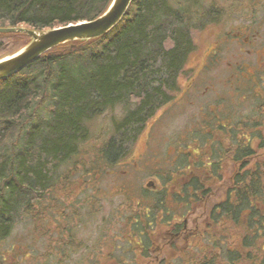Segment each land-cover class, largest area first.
I'll use <instances>...</instances> for the list:
<instances>
[{
  "label": "trees",
  "instance_id": "trees-1",
  "mask_svg": "<svg viewBox=\"0 0 264 264\" xmlns=\"http://www.w3.org/2000/svg\"><path fill=\"white\" fill-rule=\"evenodd\" d=\"M196 1L135 0L122 22L106 36L56 47L0 81V243L12 235L20 211L35 218V202L54 192L63 176L59 174L62 167H82L87 175L96 172V177L99 169L116 167L150 118L173 100L178 77L197 49L192 30L200 27L202 20H197L200 3ZM111 2L0 0V27L53 29L95 19ZM12 39L24 41V45L30 41L24 34L0 33V59L8 53ZM117 105L125 106L126 113L115 124L108 142L98 147L88 169L82 161L87 156L82 154L83 146L89 140L86 123ZM262 123L242 120L218 128L216 135L226 140L225 144L220 141L221 146L218 139L206 140L205 146L211 150L208 159L226 158L238 170L225 198L209 214L204 240L212 245H203L199 258L189 264H264ZM239 128L244 129L243 135L238 134ZM190 140L198 142L194 137ZM182 143L188 148L186 141ZM190 152L193 158L187 156ZM181 155L175 172L189 175V180L180 193L187 204L194 197L199 203L210 191L208 182L200 179L208 154L201 148ZM219 166L214 164L211 171L218 178ZM181 167L190 172L183 173ZM158 176L165 181L163 174ZM159 200L166 203L163 195ZM156 213L149 209L142 214L144 218L137 216L132 226L139 237L153 227ZM175 226L178 230L184 227ZM224 238L227 247L222 246ZM150 247V243L145 245L141 254L149 258ZM203 247L208 250L204 255Z\"/></svg>",
  "mask_w": 264,
  "mask_h": 264
},
{
  "label": "rangeland",
  "instance_id": "rangeland-1",
  "mask_svg": "<svg viewBox=\"0 0 264 264\" xmlns=\"http://www.w3.org/2000/svg\"><path fill=\"white\" fill-rule=\"evenodd\" d=\"M196 2L200 3L197 20H202L200 27L192 30L197 49L180 77L174 100L156 111V117L134 145L127 146L131 150L116 167L99 169L97 177L96 172L87 175L82 167H62L59 174L63 176L54 192L35 202V218L20 211L12 235L0 243V264H189L199 258L201 246L212 245L203 236L209 214L225 198L238 167L226 158L208 159L211 150L205 142L215 138L220 146V141L225 144L216 130L242 120L256 124L263 120L264 127V56L259 54H264V0ZM239 32L243 38L250 36L254 44L237 40ZM11 42L3 58L25 46L18 39ZM240 66L246 68L245 76L236 73ZM125 113V106L117 105L86 123L89 140L83 146L82 154L87 156L82 161L88 169L98 147L108 142ZM237 132L243 135L244 129ZM191 137L198 142L189 141ZM181 141H186L188 148ZM201 148L208 156L200 179L208 182L210 191L199 203L194 197L187 204L180 190L189 175H176L175 171L181 153ZM260 153L264 154V149ZM190 154L187 156L193 158ZM218 163L220 178L211 172ZM179 170L190 172L183 167ZM162 195L164 204L159 200ZM149 209L157 211L155 222L139 237L133 222L137 216L144 218L142 214ZM185 223L196 235L188 242H177L178 248H169L168 243L174 241L172 227ZM148 243L152 254L162 256L159 261L141 254ZM227 244L224 238L222 246ZM160 246L165 247L164 252L159 251ZM205 252L208 250L203 247V255Z\"/></svg>",
  "mask_w": 264,
  "mask_h": 264
},
{
  "label": "water",
  "instance_id": "water-1",
  "mask_svg": "<svg viewBox=\"0 0 264 264\" xmlns=\"http://www.w3.org/2000/svg\"><path fill=\"white\" fill-rule=\"evenodd\" d=\"M133 1L112 0L108 9L95 19L48 30H35L22 26L0 27V33L24 34L30 38V41L18 52L0 59V81L24 70L56 47L106 36L121 23Z\"/></svg>",
  "mask_w": 264,
  "mask_h": 264
},
{
  "label": "flooded vegetation",
  "instance_id": "flooded-vegetation-1",
  "mask_svg": "<svg viewBox=\"0 0 264 264\" xmlns=\"http://www.w3.org/2000/svg\"><path fill=\"white\" fill-rule=\"evenodd\" d=\"M238 37H237V40H241V39H244L245 40V44L246 45H253L254 44V41H253V39L252 38H250V36H245V38H243V35H242V33L241 32H239L238 34ZM254 39H256V37L254 38ZM224 39H222V41H223ZM218 43V42H217ZM196 44V43H195ZM196 52V51H195ZM194 52V53H195ZM193 53V54H194ZM259 54H261L262 55V57L264 56V54L263 53H259ZM205 66H207V64H205ZM248 67V66H247ZM245 70H246V68L244 67V66H240V67H238L237 68V70H236V73H239V74H242L243 76H245L244 74H245ZM246 76H250V77H252L253 75L251 74V73H247V75ZM180 77H181V75L178 77V80H177V89L175 90V91H173V93L172 94H174V98H175V95L176 94H178L179 93V80H180ZM174 98H173V100H174ZM172 100V101H173ZM171 101V102H172ZM170 102V103H171ZM170 103H168V104H170ZM168 104H166V105H168ZM165 105H163L162 107H164ZM161 107V108H162ZM160 109V108H159ZM156 115V113L153 115V117L152 118H154V117H156L155 116ZM152 118H150V120H152ZM149 120V121H150ZM149 121L147 122V124H146V126H145V128H144V130L141 132V134L139 135V137L144 133V131L146 130V128H147V125H148V123H149ZM139 137H138V139H139ZM134 145V144H133ZM130 150H131V148H130ZM129 150V151H130ZM197 152H195V154H196ZM182 154V153H181ZM178 225H181V224H178ZM181 226H184L182 229H180V230H178L177 228H176V226H173L172 228H173V230H172V232H171V230H170V232H171V237L173 238V240L174 241H171L170 243H168L170 246H168L169 248H171V249H175V248H178L179 247V245L177 244V242H180V244H181V240H183L184 242H188V240L192 237V236H195L196 235V233L195 232H191V231H189L190 229H188V227H187V225H186V223L185 224H183V225H181ZM205 234H203V236H204ZM181 237L183 238V239H181ZM205 237V236H204ZM205 239V238H204ZM167 239H164L163 240V244H166L165 243V241H166ZM202 247V246H201ZM165 247H159V251H162V252H164L163 251V249H164ZM162 258V256L161 255H154V254H150V257L148 258V259H151L152 261H159V259H161ZM163 260V259H162Z\"/></svg>",
  "mask_w": 264,
  "mask_h": 264
}]
</instances>
